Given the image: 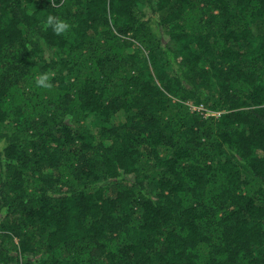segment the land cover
Listing matches in <instances>:
<instances>
[{
  "label": "trees",
  "instance_id": "1",
  "mask_svg": "<svg viewBox=\"0 0 264 264\" xmlns=\"http://www.w3.org/2000/svg\"><path fill=\"white\" fill-rule=\"evenodd\" d=\"M0 264H264V0H0Z\"/></svg>",
  "mask_w": 264,
  "mask_h": 264
},
{
  "label": "clouds",
  "instance_id": "2",
  "mask_svg": "<svg viewBox=\"0 0 264 264\" xmlns=\"http://www.w3.org/2000/svg\"><path fill=\"white\" fill-rule=\"evenodd\" d=\"M46 26H50L57 35H62L68 32L71 28V24L68 21L53 14H49L47 16ZM35 84L40 88H51V74L47 72L39 73L35 79Z\"/></svg>",
  "mask_w": 264,
  "mask_h": 264
},
{
  "label": "built area",
  "instance_id": "3",
  "mask_svg": "<svg viewBox=\"0 0 264 264\" xmlns=\"http://www.w3.org/2000/svg\"><path fill=\"white\" fill-rule=\"evenodd\" d=\"M193 109H197V110H201V111H204L205 109H204V107H203V105H200V106H194L193 107ZM206 113H211V111H205V114ZM213 113V112H212Z\"/></svg>",
  "mask_w": 264,
  "mask_h": 264
},
{
  "label": "rangeland",
  "instance_id": "4",
  "mask_svg": "<svg viewBox=\"0 0 264 264\" xmlns=\"http://www.w3.org/2000/svg\"><path fill=\"white\" fill-rule=\"evenodd\" d=\"M194 107V106H193ZM212 113V112H211ZM206 114H209V113H206Z\"/></svg>",
  "mask_w": 264,
  "mask_h": 264
}]
</instances>
